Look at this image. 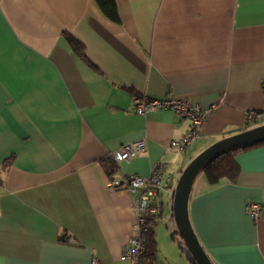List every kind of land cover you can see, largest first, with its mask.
<instances>
[{"label":"crops","instance_id":"0c3cea01","mask_svg":"<svg viewBox=\"0 0 264 264\" xmlns=\"http://www.w3.org/2000/svg\"><path fill=\"white\" fill-rule=\"evenodd\" d=\"M0 0V264H125L135 197L111 189L102 159L145 140L114 178L182 171L264 112V0ZM85 46L86 61L67 38ZM175 95L208 110L182 152L190 120L140 115L135 97ZM235 180H194L189 217L214 264H264V142L236 155ZM249 201L261 205L254 218ZM163 219L172 195L161 191ZM162 219V220H163ZM175 227V226H174Z\"/></svg>","mask_w":264,"mask_h":264},{"label":"built area","instance_id":"2783aa9c","mask_svg":"<svg viewBox=\"0 0 264 264\" xmlns=\"http://www.w3.org/2000/svg\"><path fill=\"white\" fill-rule=\"evenodd\" d=\"M173 110L182 117L190 120L188 131L182 138L173 140L171 148L178 151H186L189 146L200 136L208 110L190 98L168 95L155 97L142 94L135 97V110L140 115L158 110ZM246 121L250 125H258L264 121V112L250 109L246 112ZM145 140L132 144H124L114 155L118 161L128 160L143 150ZM111 189H127L135 197V210L137 213V233L132 236L123 250L125 264H143L146 251V224L147 215L156 213L160 201L161 191L173 194L176 185H173V176L164 163L156 164L148 175L132 174L122 179H110ZM246 210L254 218L261 214V205L249 201ZM92 264H105L98 257L93 259Z\"/></svg>","mask_w":264,"mask_h":264},{"label":"water","instance_id":"95a60500","mask_svg":"<svg viewBox=\"0 0 264 264\" xmlns=\"http://www.w3.org/2000/svg\"><path fill=\"white\" fill-rule=\"evenodd\" d=\"M264 142V124L224 137L198 154L182 171L172 194V219L183 243V250L192 264H214L195 233L189 217V198L195 178L216 158L245 146Z\"/></svg>","mask_w":264,"mask_h":264},{"label":"trees","instance_id":"16d2710c","mask_svg":"<svg viewBox=\"0 0 264 264\" xmlns=\"http://www.w3.org/2000/svg\"><path fill=\"white\" fill-rule=\"evenodd\" d=\"M101 10L105 13L107 17L115 22L120 21L118 14L116 0H96ZM67 38L73 45L74 49L83 57L86 61L90 62L86 53L84 44L79 41L72 34L66 33ZM91 63V62H90ZM262 143V142H261ZM260 144V143H258ZM257 144L245 146L242 148L234 149L224 153L223 155L216 158L211 162L204 170L208 182L210 184L218 183L222 178H228L230 180H235L240 172V165L236 160V153L241 149H246ZM102 164L105 168L110 179H114V174L117 172L118 160L114 155L102 159ZM158 210L156 213H149L147 215L146 224V251L145 260L143 264H158V239H157V229L160 222L163 219L164 208L163 205L158 204Z\"/></svg>","mask_w":264,"mask_h":264},{"label":"rangeland","instance_id":"374dc122","mask_svg":"<svg viewBox=\"0 0 264 264\" xmlns=\"http://www.w3.org/2000/svg\"><path fill=\"white\" fill-rule=\"evenodd\" d=\"M175 229L176 225L166 219L158 226V264H192L183 250L180 234H173Z\"/></svg>","mask_w":264,"mask_h":264}]
</instances>
